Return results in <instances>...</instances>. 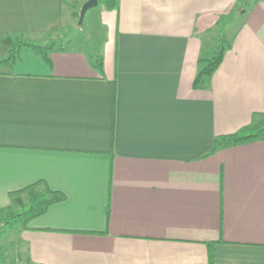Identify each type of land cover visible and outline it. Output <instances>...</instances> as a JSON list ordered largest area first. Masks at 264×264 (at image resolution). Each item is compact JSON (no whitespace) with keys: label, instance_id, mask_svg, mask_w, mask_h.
Wrapping results in <instances>:
<instances>
[{"label":"crops","instance_id":"1","mask_svg":"<svg viewBox=\"0 0 264 264\" xmlns=\"http://www.w3.org/2000/svg\"><path fill=\"white\" fill-rule=\"evenodd\" d=\"M86 0H0V40L45 43ZM103 8V7H102ZM103 37L0 64V211L37 181L65 199L17 234L12 264H264V0H118ZM230 26V27H229ZM230 41L208 83L197 60ZM9 47L0 41V61Z\"/></svg>","mask_w":264,"mask_h":264},{"label":"trees","instance_id":"2","mask_svg":"<svg viewBox=\"0 0 264 264\" xmlns=\"http://www.w3.org/2000/svg\"><path fill=\"white\" fill-rule=\"evenodd\" d=\"M118 0H98V4H102L105 9L112 10L117 8ZM74 16H79V9L73 13ZM86 13L84 15V18ZM83 18V20H84ZM83 24V21L81 25ZM70 32V27L64 32H58V30L50 33L48 37H51V34H54V39L66 36ZM104 30L102 31V33ZM103 37V34L100 38ZM100 38L97 39L96 43L100 41ZM2 43L6 44L9 49L6 57L0 61V64L11 66L19 58V51L22 47L30 49L33 53L39 55L46 64H50L49 53L54 48H57L59 51L66 50L70 45V40L66 39L64 43L57 44L55 41L46 40L45 43H39L32 40L23 38L22 36L4 37L0 40ZM88 51H90L89 60L91 66L99 72L101 75L103 73V57L97 51V48L92 45H87ZM230 48V41L224 35H217L214 39L213 46L208 56L200 57L197 60V72L194 77L192 87L194 89L204 87L213 72L221 64L225 52ZM264 136V124L254 125L249 124L244 127H241L236 132L230 134L218 135L213 139V143L209 153H213L216 150L223 149L229 146L239 145L241 143L253 141L260 139ZM21 193H26V205H22L19 195ZM9 198L13 201H17L21 205V211L19 212H9L11 214L10 222H18L22 227H25L27 222L37 216L42 215L46 212L47 208L57 202H62L65 199V195L57 190L50 189L46 183L42 180L37 181L31 185L24 187L23 189L10 192L8 194ZM2 234V232H1ZM13 261H9V264H12ZM214 264V257L211 248V244H208V263Z\"/></svg>","mask_w":264,"mask_h":264},{"label":"rangeland","instance_id":"3","mask_svg":"<svg viewBox=\"0 0 264 264\" xmlns=\"http://www.w3.org/2000/svg\"><path fill=\"white\" fill-rule=\"evenodd\" d=\"M102 7L104 8L102 4H99L88 9L82 25H77V17L75 16L74 22L71 25L58 30L60 33L66 31V29L70 27V32L67 33L66 36L59 38L55 37L54 39V34H51V37H49L47 40H53L57 42V44H60L64 43L66 39L70 40L71 38L81 37L83 39L82 41H84L86 45L94 44L102 35V24L100 23V18L98 15L99 11L103 9ZM78 9H80V7ZM217 35H223L222 31L217 32L216 36ZM39 41L43 42L42 39ZM19 197L22 202L21 204L26 205V193H21ZM12 202L13 205L10 208L0 211V264H9L11 259L14 261L17 257L15 254L16 239L17 234L19 233L22 226L18 222H10L11 214L8 213L21 211V205L17 201L12 200Z\"/></svg>","mask_w":264,"mask_h":264},{"label":"water","instance_id":"4","mask_svg":"<svg viewBox=\"0 0 264 264\" xmlns=\"http://www.w3.org/2000/svg\"><path fill=\"white\" fill-rule=\"evenodd\" d=\"M98 0H86L79 9V16L77 19V25H81L85 13L88 11V9L93 8L97 6Z\"/></svg>","mask_w":264,"mask_h":264}]
</instances>
